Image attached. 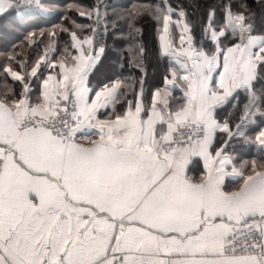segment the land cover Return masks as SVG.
Masks as SVG:
<instances>
[{"label": "snow or ice", "instance_id": "1", "mask_svg": "<svg viewBox=\"0 0 264 264\" xmlns=\"http://www.w3.org/2000/svg\"><path fill=\"white\" fill-rule=\"evenodd\" d=\"M111 7L0 0L29 47L62 21L0 60V264H264V0L208 5L198 42L171 0ZM144 15L167 61L150 91ZM110 28L127 56L98 78Z\"/></svg>", "mask_w": 264, "mask_h": 264}, {"label": "trees", "instance_id": "2", "mask_svg": "<svg viewBox=\"0 0 264 264\" xmlns=\"http://www.w3.org/2000/svg\"><path fill=\"white\" fill-rule=\"evenodd\" d=\"M52 2L64 7L70 3H81L86 6H91L96 3V0H52ZM105 2L112 6L109 9L110 15H124L126 11L132 10L134 5H152L157 3L158 0H105ZM220 2L221 0H171L174 7H182L187 12L188 21L192 25V35L197 42L201 39V25L205 19L207 6L210 4H219ZM248 2L254 3V0H248ZM70 15L75 17L77 21L83 22L86 20L85 17H80L74 10L70 12ZM61 22L60 20L50 18H39L34 20L27 28V31H34L36 33V43L31 47L28 46V41L25 39L26 32L24 30H18L9 35H5L4 22H0V60L3 59V54L6 51H18L23 57H31L34 60L36 54L42 51L48 43V39L42 37L40 32H47L52 28L53 24ZM136 24L137 27L142 29L143 35L141 37L139 34L134 33L135 42H142L148 50L145 58L147 69L146 91H150L164 73L167 61L157 56L158 42L156 39L155 21L150 16L144 15L136 21ZM119 25L123 33L127 34L129 32V29L122 20L119 22ZM55 39L58 41L57 47L63 48L64 43L68 40V36L65 33H59ZM41 41H43V43H41ZM128 43L129 39L126 35H120V33L117 32V34L113 36L111 28L109 29V35L106 40V54L102 57V63L97 66L98 78L110 75L108 69L116 66V60L119 54L118 50L123 49L125 57L127 56L126 49ZM124 71L126 74H130L133 77L138 75L134 67L128 68L126 66ZM0 79H2V77H0ZM9 83L11 84L12 82L9 81ZM227 110H231L230 106H227Z\"/></svg>", "mask_w": 264, "mask_h": 264}, {"label": "crops", "instance_id": "3", "mask_svg": "<svg viewBox=\"0 0 264 264\" xmlns=\"http://www.w3.org/2000/svg\"><path fill=\"white\" fill-rule=\"evenodd\" d=\"M9 81H11V79L9 78ZM12 82V81H11Z\"/></svg>", "mask_w": 264, "mask_h": 264}]
</instances>
